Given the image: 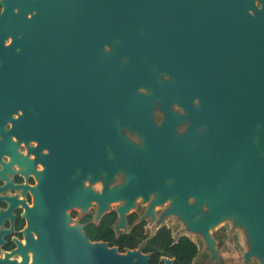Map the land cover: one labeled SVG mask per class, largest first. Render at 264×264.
<instances>
[{"label":"water","instance_id":"95a60500","mask_svg":"<svg viewBox=\"0 0 264 264\" xmlns=\"http://www.w3.org/2000/svg\"><path fill=\"white\" fill-rule=\"evenodd\" d=\"M0 6V58L6 65L14 47L38 59L44 52L55 54L61 45L93 47L94 120L102 132L95 151H102L104 139L137 167L122 196L132 199L137 187L147 188L139 180L158 179L162 186L168 173L174 181L167 193L175 198L173 213L190 231L202 234L214 254L210 230L227 217L236 218L254 237L252 253L264 264V201H248L247 161L253 151L257 187L263 161L250 136L263 144L264 41L253 40L264 37V9L258 10L253 0H0ZM205 18L225 21L203 25ZM9 37L13 42L6 45ZM156 101L168 110L161 127L153 118ZM172 103L192 116H206L208 142L221 147V161L204 158L202 147L193 150L188 138L177 133L184 117L169 110ZM117 119L140 132L150 152L141 153L119 138ZM234 151L238 160L230 159ZM190 196L196 198L193 204ZM204 199L210 211L198 218ZM56 243H37L34 264H149L140 250L119 253L88 245L81 234L73 244Z\"/></svg>","mask_w":264,"mask_h":264},{"label":"flooded vegetation","instance_id":"af4514ba","mask_svg":"<svg viewBox=\"0 0 264 264\" xmlns=\"http://www.w3.org/2000/svg\"><path fill=\"white\" fill-rule=\"evenodd\" d=\"M253 4L264 9V0H253ZM248 12L256 18L253 9ZM223 21L205 18L202 24ZM257 38L253 42L264 41V37ZM12 42L9 37L5 43ZM226 48L235 53L232 44ZM104 51H109L107 45ZM33 56L14 47L7 65L0 58V264H34L37 243L73 244L79 234L88 245L119 253L140 250L149 256V264H166V260L179 264L170 253L184 239L197 248L191 264L197 263L202 250L207 264H263L252 253L254 237L236 218L227 217L210 230L214 254L206 238L190 231L173 213L175 198L167 193L174 181L168 173L162 186L158 179L139 180L147 188L137 187L132 199L121 195L131 185L137 167L104 139L102 151H95L102 132L94 120L93 47L77 42L73 48L61 45L55 54ZM166 79L169 76L162 78ZM193 104L200 111L199 99ZM169 110L184 117L177 133L188 138L189 147H202L204 158L223 159L221 147L208 142L211 125L206 116L200 112L192 116L176 103ZM167 113L163 103L156 101V126H162ZM115 124L119 138L141 153L150 152L140 132L122 125L120 119ZM250 138L257 158L263 161L258 165L257 188L253 151L247 157L252 185L248 201L254 203L260 198L264 201V136L263 144L253 135ZM234 153L230 159L238 160ZM234 192L237 196L238 187ZM220 199L221 193L216 196ZM194 202L196 198L190 196L188 203ZM198 208V218L207 215V199ZM175 222L182 225L180 230Z\"/></svg>","mask_w":264,"mask_h":264},{"label":"trees","instance_id":"16d2710c","mask_svg":"<svg viewBox=\"0 0 264 264\" xmlns=\"http://www.w3.org/2000/svg\"><path fill=\"white\" fill-rule=\"evenodd\" d=\"M1 11L2 8L0 6V12ZM165 247H167L166 243ZM170 255L176 256L178 258L179 264H191L192 260L197 255V248L191 241L184 239L178 245H176L175 249L170 253Z\"/></svg>","mask_w":264,"mask_h":264},{"label":"rangeland","instance_id":"374dc122","mask_svg":"<svg viewBox=\"0 0 264 264\" xmlns=\"http://www.w3.org/2000/svg\"><path fill=\"white\" fill-rule=\"evenodd\" d=\"M175 227L178 228L179 230L182 228V225L179 224L178 222H175ZM196 264H207V254L204 252V250L201 251V255L197 259ZM256 264V263H255Z\"/></svg>","mask_w":264,"mask_h":264}]
</instances>
